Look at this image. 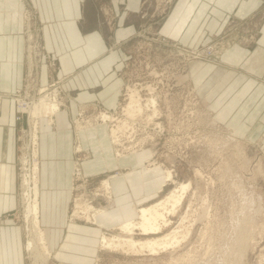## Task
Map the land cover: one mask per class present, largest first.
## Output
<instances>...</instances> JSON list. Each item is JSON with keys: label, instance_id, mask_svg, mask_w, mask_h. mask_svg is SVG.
Returning <instances> with one entry per match:
<instances>
[{"label": "rangeland", "instance_id": "obj_1", "mask_svg": "<svg viewBox=\"0 0 264 264\" xmlns=\"http://www.w3.org/2000/svg\"><path fill=\"white\" fill-rule=\"evenodd\" d=\"M17 1L21 2L24 73L21 85L10 93L16 121L17 204L10 217L21 229L22 263L171 264L170 254L187 252L194 262L178 264H264V0H187L191 8L183 13V24L176 34L165 28L170 20L175 21L173 15L182 0H139L135 10L128 7L127 0H79L81 10L92 16L96 28L119 46L116 74L120 83L112 107L97 99L83 102L73 118V167L64 230L67 232L69 223H76L83 227V236L76 250L58 251L54 245L49 247L48 230L39 221L50 253L43 262L35 261L26 247L33 236L21 198V173L25 171L21 158L24 153L30 167L35 160L39 166V154L35 157L32 153V147L38 151L39 119L45 117L52 124L56 112L31 118L27 111L17 109V98L38 97L40 89L56 88L61 110L69 94L63 87L64 75H57L56 59L43 43L42 24L32 0ZM128 25L133 26L132 32L120 33L116 40L115 30ZM42 67L45 83L39 79ZM132 91L143 105L151 96L154 99L157 111L149 120L146 117L152 106L146 105L147 109L144 105L146 110L135 121L122 111ZM102 112L110 117L102 120ZM33 122L38 129L35 145ZM78 128H97L104 154L113 156L114 161L109 159L106 168L93 172L83 167L82 173L78 163L91 160L101 147L95 142L82 146ZM153 166L158 167L154 170ZM138 169L144 171L142 181L148 195L137 200V205L161 198L178 182L189 183L181 204L167 215L170 223L156 234L180 229L178 238L182 233L184 238L173 252L168 248L155 255L133 254L100 246L101 234L120 233L118 223L137 216L134 210L120 217L118 210L124 200L118 203L111 190L114 207L96 214L93 221V211L110 200L101 181L109 174L132 170V177L140 182ZM164 169L172 170L173 180L159 187L155 179ZM248 196L256 199L252 205L245 199ZM181 215L186 218L180 223ZM144 236L137 229L133 234L134 238ZM65 238L57 240V247Z\"/></svg>", "mask_w": 264, "mask_h": 264}, {"label": "crops", "instance_id": "obj_2", "mask_svg": "<svg viewBox=\"0 0 264 264\" xmlns=\"http://www.w3.org/2000/svg\"><path fill=\"white\" fill-rule=\"evenodd\" d=\"M186 1L182 0L183 5L177 6L173 15L175 21L170 20L169 28L166 24L167 32L176 34L181 28L183 13H187L191 8ZM138 3L139 0H127V5L132 10L137 8ZM32 5L42 24L45 48L56 59L57 75H64L63 87L69 94L65 106L55 113L52 124L45 117L39 119V221L48 230L49 247L53 248L54 245L58 251L64 249L68 252V249H77V243L83 236V227L76 223H69L67 232L64 230V227H67L65 213L73 167V118L78 114L79 105L83 102L97 99L108 108L115 104L120 83L116 74L120 52L117 43L106 39L102 31L96 28L92 16L81 10L79 0H32ZM20 8V1L0 0V264H23L21 229L10 217V211L17 207L14 129L16 121L10 93L21 85L24 73ZM181 8H184L182 12H178ZM132 30L131 25L116 29L114 37L118 40L120 33L129 34ZM262 32L264 34V26ZM39 77L41 83L46 82L44 67L41 68ZM79 137L82 146L95 142L102 152L101 155V152L95 151L97 153L91 160L84 164L81 162L82 173L83 167L90 172L106 168L107 161L113 160L114 157L104 154V144L97 128L81 129ZM133 175L134 173L125 174L123 177L119 175L110 180L113 181L111 190L117 202L132 199V196L137 201L148 195L142 181L144 173L139 178L140 182L138 177L133 178ZM118 214L123 217L125 213L118 210ZM65 236L63 244L57 247V240L62 242Z\"/></svg>", "mask_w": 264, "mask_h": 264}, {"label": "bare ground", "instance_id": "obj_3", "mask_svg": "<svg viewBox=\"0 0 264 264\" xmlns=\"http://www.w3.org/2000/svg\"><path fill=\"white\" fill-rule=\"evenodd\" d=\"M231 38H233V37H231ZM223 43H225V42H223ZM29 58H28V71H31V68H32L31 64L32 63L29 60ZM38 92H39L38 97H33V96L29 97L28 95H25L24 98H21L20 96H18V100H17L18 105L23 108V111L24 110L27 111L31 118L33 116L35 118L39 117V116H45V115H48L49 113L53 114L59 110L60 105H61V101L56 96V88L49 89L48 87H45L44 89H40ZM49 95H51V97ZM28 97L31 100L28 99V101H26L25 98H28ZM128 97H129V100L126 103V105L123 107L122 111H125L126 116L129 117L132 121L133 120L135 121L137 117H140L138 115L143 110H146L143 108L144 105H145V108H147L148 106L149 107L152 106V111L149 114H147V117H146L147 120H149L151 118V116H150L151 114H153V116H154V114L156 113V111H157L155 108L156 106H154L155 101L153 98H151L152 96L150 97V99L148 98L149 99L148 101L146 100L147 103L145 102L144 105L139 101L137 95L134 94L133 91L129 93ZM146 105H147V107H146ZM147 109H149V108H147ZM100 116L102 117V120L104 118L106 119V117H110V115H108L107 113H104V112H102ZM146 118H145V120H146ZM35 121H36V119H35ZM33 123L35 124V127H34V130H32L31 137H32V139H33L32 141L35 145L36 141H37V130H36L37 129V123L36 122H33ZM127 123H128V121H127ZM75 124H77V123L75 122ZM78 124L76 126H78ZM124 124H125V122H124ZM129 124H131V123H129ZM32 126H34V125H32ZM131 126H132V124H131ZM124 127H126V126H124ZM78 130L80 132L81 128H78ZM114 131L115 130H112V135H113L112 137H115ZM118 131H121V130H118ZM208 139H210V138L208 137ZM234 141H236V140H234ZM232 145H233V143H232ZM77 146L78 147H76V149L79 148L80 145L77 144ZM222 147H223V145H222ZM32 148H33L32 153L36 157L38 155V153H37L38 151H36L35 147H32ZM134 151H136V149ZM115 155H119V153H115ZM34 156H32V157H34ZM29 161L31 162V160H29ZM36 161L37 160L33 161L32 167H30V165L27 163L28 159L25 157V154L24 153L22 154V158H21V162L23 164L22 168L25 171L24 172L22 171V173H21V189H22L21 190V198H22V203L24 205V209H25V212H24L26 214L25 218L27 216L28 223H30L31 236H33V237L28 238L27 243H26V247H27V249H30L31 252H33V257H34L35 261L37 259L38 260L41 259V261L43 262L50 256V253H49L48 247L46 245V240H45L43 230L41 229L40 224H39V207H38V192H39L38 169H39V167L37 164L38 162H36ZM79 166H81V164L78 163V167ZM157 167L158 166H153L152 169L156 170ZM195 171H196V173L199 172L197 169ZM116 172H118V171H116ZM131 172H132V170H129L127 172L117 173V174H109L107 177L102 179V181H101L102 187H103V189L106 190L107 193H109L108 195H109L110 200H109V203L107 205L102 206V207L93 211V213H92V220L93 221H95L96 214L105 212V211L114 207L115 202H113L114 200H112L110 180L116 176H119V175L123 177L125 174L131 173ZM138 172H139L140 176H142L144 173V171L142 169H138ZM198 174H200V173H198ZM167 180H173L172 170H170V169H164L163 173L155 179V184H157L159 187H162L163 184ZM188 185H189V183L178 182L174 186V188L170 189L164 196H162L161 198H158L157 200H155L149 204H146V205H137L134 196H132V199L124 201L121 205L122 206L121 210L125 214L131 213L134 210H136L137 216L135 218H128L126 220L119 222L118 223V229L120 230V233L112 234L110 236H106L104 234H101L100 239H99L100 246L102 248H106V249H109L111 251L112 250H121L123 252L133 253V254L149 253V254L155 255V254H159V252H161V251H167V250L169 251L168 248H170V251L173 252V250H175V248H173V247L176 246L180 242L181 238H184L183 233L180 235V238H178L177 233L180 229H177L174 227L165 233L162 232V234H160V235H156V234L159 233L163 227L167 226L170 223V220L167 217V215L173 214L176 211L177 206L181 204L182 199L184 197V194L188 188ZM257 197H258V194H257ZM245 199L248 200L249 204H251L254 200H256L252 196L245 197ZM255 202H257V201H255ZM77 204H79V203H77ZM257 205H258V203H257ZM259 206H257V208ZM87 209L88 208L86 207L85 210H87ZM88 212H89V210L87 211V213ZM84 213H86V211ZM88 214H90V213H88ZM185 216L186 215L180 216V219H181L180 223L182 222L183 219L186 218ZM89 217H90V215H89ZM178 225H179V223H178ZM136 229L138 230V233L145 235V236L141 237V238H134L133 234L135 233ZM185 232H187V231H185ZM149 235H153V236H149ZM189 254L190 253H187V252H184L183 254H181L179 256H173L172 254H170V257H169L170 262H171V264H178L180 262H185V261L188 263L189 262L193 263L194 261H191V260H193L192 255L190 256ZM41 261H39V262H41Z\"/></svg>", "mask_w": 264, "mask_h": 264}, {"label": "built area", "instance_id": "obj_4", "mask_svg": "<svg viewBox=\"0 0 264 264\" xmlns=\"http://www.w3.org/2000/svg\"><path fill=\"white\" fill-rule=\"evenodd\" d=\"M17 100H18V98H17ZM17 104H18V101H17ZM17 109H19V111L23 113V108L20 107L19 105H18ZM25 112H26V111H25ZM18 118H20V117L18 116L17 119H18Z\"/></svg>", "mask_w": 264, "mask_h": 264}]
</instances>
